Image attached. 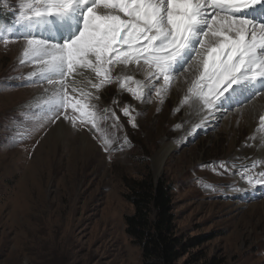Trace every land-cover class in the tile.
<instances>
[{
  "label": "rangeland",
  "instance_id": "374dc122",
  "mask_svg": "<svg viewBox=\"0 0 264 264\" xmlns=\"http://www.w3.org/2000/svg\"><path fill=\"white\" fill-rule=\"evenodd\" d=\"M8 3L15 11L18 0ZM0 11L7 13L0 23L11 25L12 12L3 4ZM22 60L19 41L0 42V264H141L139 247L125 233L133 206L124 179L147 171L172 187L176 233L190 241L177 264H264V188L229 193L237 183L220 165L250 137L248 119L235 110L243 102L192 133L189 123L199 112L181 103L183 75L162 102L155 89L136 100L107 85L97 105L107 110L97 132L111 142L105 151L91 132L62 117L60 127H41L47 96L31 76L34 64ZM235 99L226 94L221 103ZM163 141L177 148L157 171Z\"/></svg>",
  "mask_w": 264,
  "mask_h": 264
},
{
  "label": "snow or ice",
  "instance_id": "6c2138e0",
  "mask_svg": "<svg viewBox=\"0 0 264 264\" xmlns=\"http://www.w3.org/2000/svg\"><path fill=\"white\" fill-rule=\"evenodd\" d=\"M0 4L14 16L11 25L0 23V42L21 43L24 60L36 69L31 76L44 87L41 127H60L62 117L91 132L105 151L111 142L97 132L107 110L97 105L107 85L136 100L155 89L162 102L188 74L181 103L202 110L192 133L215 112L264 101V0H18L15 11L8 0ZM226 94L235 101L221 103ZM112 120L118 129L115 112ZM257 130L264 133V110ZM240 169L249 189L264 188V159Z\"/></svg>",
  "mask_w": 264,
  "mask_h": 264
},
{
  "label": "trees",
  "instance_id": "16d2710c",
  "mask_svg": "<svg viewBox=\"0 0 264 264\" xmlns=\"http://www.w3.org/2000/svg\"><path fill=\"white\" fill-rule=\"evenodd\" d=\"M1 21L7 13H1ZM126 200L133 211L124 216L125 233L140 249L141 264H177L190 241L176 233L172 187L164 178L154 179L147 171L125 178Z\"/></svg>",
  "mask_w": 264,
  "mask_h": 264
},
{
  "label": "bare ground",
  "instance_id": "6f19581e",
  "mask_svg": "<svg viewBox=\"0 0 264 264\" xmlns=\"http://www.w3.org/2000/svg\"><path fill=\"white\" fill-rule=\"evenodd\" d=\"M187 75L188 74H185L182 76L184 78V80H186V82H183L186 85H187V79H186ZM179 79H178V82L181 80V79L180 80ZM180 84H181V82H180ZM176 89H177V87H176ZM184 90L186 93L185 88H184ZM41 95H42V97L45 96V94H41ZM183 95H185V94H183ZM37 97H40V96H37ZM194 109H196V108H194ZM240 109H241V112H240ZM235 110L237 111V113L242 114L243 119H244V117L246 119H248L249 128H250V137L248 135L247 136V138H248L247 142L245 141V143L242 144L240 149L238 151L234 152L233 157L229 158L230 163L228 164V166L232 172L231 177L237 183L236 184L237 186H235V188H233V187L227 188L229 193L249 189L248 185L244 181H242L240 179L239 175L237 174L238 171L240 170V165L242 163H245V164L248 163L249 159H264V143H261V140H260L261 135L264 133H261L260 131L257 130L258 129V123H259V115L262 114V110H264V101H260L259 99L251 100L250 102H248L246 104L244 103V105L239 106L238 108H235ZM222 111H224V110H222ZM198 112H199V115L198 114L192 115L193 120H192V122L189 123V125L191 126L189 131H192V128L196 124L200 123V120L202 117V110L197 108V113ZM193 114H194V112H193ZM224 114H225V112H222V113L221 112H215L212 115L216 118H219V121H220L222 119L221 118L222 116L228 117V116H230L231 113L229 114L227 112L225 115ZM210 125H212V124H210ZM176 148H177V143L175 144V142L174 143L173 142L168 143L167 141H163L161 143V148L159 149V151L157 152V154L155 155V158H154L155 166H156L155 168L157 169V171H158V169L160 170V168H161V164H162L164 156L167 153H169L172 149H176ZM245 157H247L249 159H245ZM234 172H235V174H234Z\"/></svg>",
  "mask_w": 264,
  "mask_h": 264
}]
</instances>
